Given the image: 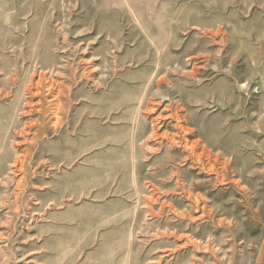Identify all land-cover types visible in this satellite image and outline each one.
<instances>
[{"label":"rangeland","instance_id":"rangeland-1","mask_svg":"<svg viewBox=\"0 0 264 264\" xmlns=\"http://www.w3.org/2000/svg\"><path fill=\"white\" fill-rule=\"evenodd\" d=\"M0 264H264V0H0Z\"/></svg>","mask_w":264,"mask_h":264},{"label":"bare ground","instance_id":"bare-ground-1","mask_svg":"<svg viewBox=\"0 0 264 264\" xmlns=\"http://www.w3.org/2000/svg\"><path fill=\"white\" fill-rule=\"evenodd\" d=\"M172 142V141H171ZM196 153V152H195ZM201 155V154H200ZM199 154L197 155V157H199L200 156ZM249 201V200H248Z\"/></svg>","mask_w":264,"mask_h":264}]
</instances>
